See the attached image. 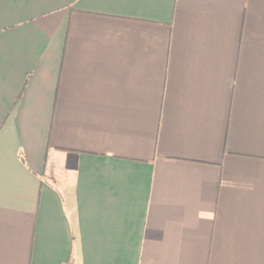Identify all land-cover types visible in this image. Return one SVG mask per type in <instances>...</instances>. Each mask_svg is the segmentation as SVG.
<instances>
[{"label":"crops","instance_id":"1","mask_svg":"<svg viewBox=\"0 0 264 264\" xmlns=\"http://www.w3.org/2000/svg\"><path fill=\"white\" fill-rule=\"evenodd\" d=\"M0 264H264V0H0Z\"/></svg>","mask_w":264,"mask_h":264}]
</instances>
